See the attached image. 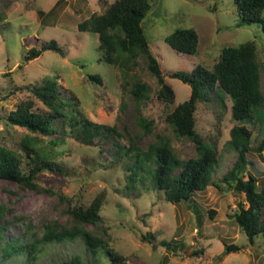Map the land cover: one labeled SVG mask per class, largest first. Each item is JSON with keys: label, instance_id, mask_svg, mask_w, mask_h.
I'll return each mask as SVG.
<instances>
[{"label": "rangeland", "instance_id": "rangeland-1", "mask_svg": "<svg viewBox=\"0 0 264 264\" xmlns=\"http://www.w3.org/2000/svg\"><path fill=\"white\" fill-rule=\"evenodd\" d=\"M113 2L114 0H108ZM151 8L143 27L152 51L159 56L165 73L183 70L188 73L197 64L211 68L224 46L255 41L261 63L260 87L264 93V31L256 23L238 26L239 18L232 0H150ZM105 0H0V147L25 157L24 137L35 134L7 120L9 112L22 100L32 99L33 108L43 105L25 87L54 75L59 91L76 103L84 117L96 123L114 125L119 135L96 137L85 144L75 136L54 131L51 136H38L37 147L50 152L51 159L62 171H42L35 191L14 180L0 177V205L5 209L3 236H42L45 225L56 229L73 224L69 213L75 205H88L100 192L105 193L99 228L110 246L123 254L128 264H264V237L251 242L234 220L243 193L234 189L219 190L213 185L195 192L179 204L164 200L163 193L151 182L148 172L140 171L139 181L130 186L131 155L120 153L132 145L145 150L154 135L165 128L158 123L153 135L142 131L136 118V102L118 70L101 60L98 35L81 32L77 24L93 13H101ZM194 28L199 35L197 53L178 54L164 37L176 28ZM55 39L64 47L63 55L44 50L26 63L22 54L43 40ZM23 64V65H22ZM136 73L153 91L145 99L141 112L159 121L164 108L154 92V83L141 61ZM98 76L99 80L93 79ZM180 103L190 95V86L166 75ZM122 85H125L123 87ZM231 101L224 106L216 94L199 103L195 112L199 133L220 155L212 179L221 178L233 165L237 154L226 146L230 129L236 123L231 117ZM264 106V105H263ZM60 120L54 124L60 126ZM239 124L252 130L251 145L257 148L264 136V124L247 120ZM168 135L177 153L183 158L195 154L188 140H177L170 129ZM121 146V150L120 147ZM254 164L249 166L256 177H264V150L252 152ZM153 168L154 164L148 162ZM25 168V165H22ZM142 180V181H141ZM210 211L214 213L210 214ZM261 218L264 219V207ZM154 237L147 236V233ZM147 236V237H146ZM162 241L171 243L167 248ZM239 250L226 253V245ZM88 264H104L102 256L94 257L80 238L44 245L34 264H62L74 255ZM23 255L0 261V264H25Z\"/></svg>", "mask_w": 264, "mask_h": 264}, {"label": "trees", "instance_id": "trees-1", "mask_svg": "<svg viewBox=\"0 0 264 264\" xmlns=\"http://www.w3.org/2000/svg\"><path fill=\"white\" fill-rule=\"evenodd\" d=\"M232 1L239 18L238 26L256 23L264 31V0ZM150 8V0H105L103 12L93 13L77 24L79 31L98 35L97 48L101 53V60L117 67L122 74L124 84H127L135 99L136 118L142 131L153 135L158 123L165 126L154 135L153 141L149 142L145 150L132 145L120 153L123 157L131 155L134 160L129 167V185L133 186L134 181H139L140 171L145 170L151 176L154 187L163 193L164 200L173 204L189 200L195 192L204 190L209 185L219 190L234 189L243 193V199L238 202L234 213L235 222L251 242L258 235L264 237V219L261 218L264 177L258 178L248 170L254 164L252 152L260 153L264 150V136L258 147L253 148L252 130L239 124L247 120L264 124V93L260 87L261 63L258 61L257 45L255 41H246L236 46H224L211 68L199 63L190 73L179 69L165 73L159 56L150 47L142 25ZM164 40L178 54L197 53L199 35L194 28H176ZM44 50H53L60 55L64 53V47L55 39L43 40L40 47L32 46L22 54L23 63L39 57ZM141 61L146 65L148 75L154 83L157 100L164 108L158 122L141 112L145 99L153 91L151 85L136 73ZM166 75L190 86L188 98L176 103L175 91L166 80ZM92 76L99 80L98 76ZM56 80L54 75H50L38 83H28L25 86L43 108H33V100L26 99L17 103L7 116L9 123L35 134L24 137L22 141L26 156L22 158L18 153L0 147V177L14 180L38 192H50L36 183L42 171H62L51 159L50 152L36 146L38 136L48 137L60 130L61 136L51 141L52 144L60 141L63 134L73 135L83 143L90 144L96 137L106 138L113 133L120 134L114 125L96 123L84 117L77 111L76 103L70 97L62 95ZM213 94L218 96L221 106H224L226 96L230 99L231 117L236 121L225 144L237 154V158L228 171L216 180L212 179V174L220 155L199 133L195 116L198 104L209 100ZM58 119L59 127L54 124ZM168 128L177 140L185 139L193 144L195 154L192 157L183 158L177 153L172 137L167 133ZM119 148L122 149L121 146ZM148 162H152L154 167L151 168ZM104 202L105 193L102 191L88 205L80 204L70 208L69 213L74 220L71 226L56 229L47 224L42 236L32 234L30 241H23L21 236H3L5 223L2 216L5 209L0 205V261L23 255L25 264H34L44 245L80 238L94 257L104 258V264H128L125 256L110 246L104 236L105 228H101V233L86 227V224H91L99 228ZM147 236L153 238L154 234L149 232ZM161 243L167 248L171 247L168 241ZM239 249L235 244L226 245V253ZM62 264L88 263L77 254Z\"/></svg>", "mask_w": 264, "mask_h": 264}]
</instances>
